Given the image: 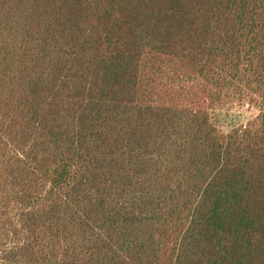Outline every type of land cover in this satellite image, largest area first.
Returning a JSON list of instances; mask_svg holds the SVG:
<instances>
[{
    "label": "rangeland",
    "instance_id": "rangeland-1",
    "mask_svg": "<svg viewBox=\"0 0 264 264\" xmlns=\"http://www.w3.org/2000/svg\"><path fill=\"white\" fill-rule=\"evenodd\" d=\"M263 58L264 0H0V264H264Z\"/></svg>",
    "mask_w": 264,
    "mask_h": 264
},
{
    "label": "trees",
    "instance_id": "trees-1",
    "mask_svg": "<svg viewBox=\"0 0 264 264\" xmlns=\"http://www.w3.org/2000/svg\"><path fill=\"white\" fill-rule=\"evenodd\" d=\"M193 3H198V2L194 1V2L190 3V5H192ZM198 4H200V3H198ZM254 77H256L257 80L252 81L251 83L264 81V76H262V75L257 74ZM186 106L190 109V113L194 114L195 117H203L205 119H207L208 115L210 114L209 113L210 110H213V109L215 110V108H211V107L200 108L199 110H195V109H193V106L191 103L187 104ZM209 121L210 120H208L205 124L208 125ZM223 201H224V197L220 198V196H218L217 201H216V206L214 208V213H213V216L211 217V220L220 221L222 219L223 209H224ZM218 209H219V212H218ZM216 247H217V245H215L213 248L207 250L208 251L207 255L200 256L198 253H201L203 250H205V248H202L199 246H191V245L183 246L182 245L180 252L178 253V258H177L178 264H183V257L185 255V253H189V252H192L197 256V259L195 260V264H217L218 263V257L215 256L217 254L210 252V251L216 249Z\"/></svg>",
    "mask_w": 264,
    "mask_h": 264
}]
</instances>
